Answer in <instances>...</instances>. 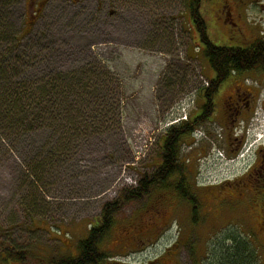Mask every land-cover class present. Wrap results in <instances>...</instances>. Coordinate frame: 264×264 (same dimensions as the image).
Here are the masks:
<instances>
[{"label": "rangeland", "instance_id": "obj_1", "mask_svg": "<svg viewBox=\"0 0 264 264\" xmlns=\"http://www.w3.org/2000/svg\"><path fill=\"white\" fill-rule=\"evenodd\" d=\"M192 1L0 0V50L15 53L10 75L0 79L14 76L35 90L52 78L89 82L96 88L88 96L96 93L108 109L103 126L92 130L93 111L88 131L82 125L81 134L64 144L51 126L0 119V241L27 252L23 263L3 262L0 255V264L77 257V243L88 236L102 206L156 169L161 138L182 109L200 113L197 93L215 75L197 48L204 44ZM197 12L216 46L245 47L264 38V0H198ZM235 80L252 89L257 101L264 98V72L232 76L214 98L216 113L233 94ZM38 96L43 100L41 91ZM223 118L212 116L181 150L201 189L198 219L190 217L189 204L174 202L178 197L165 191L129 203L102 241L110 256L104 264H210L231 237L253 240L257 264H264V239L255 235L253 221L232 220L237 211L229 208L217 217L215 209L225 205L209 198L210 192L225 195H216L219 186L246 167L242 155L253 136L225 155L218 123ZM196 145L207 151L189 154ZM254 197L264 205L263 192ZM187 237V244L179 242Z\"/></svg>", "mask_w": 264, "mask_h": 264}, {"label": "trees", "instance_id": "obj_2", "mask_svg": "<svg viewBox=\"0 0 264 264\" xmlns=\"http://www.w3.org/2000/svg\"><path fill=\"white\" fill-rule=\"evenodd\" d=\"M191 4V13L200 26V39L204 44L203 50L199 49L198 51H201V55L207 60L215 75L213 79H208V86L201 87L197 93L198 98L203 101L200 113L189 115L186 121L171 125L165 130L160 142V163L156 169L152 173L141 174L135 187L121 190L115 200L102 206L95 224L90 225L88 236L77 243L79 250L77 257L59 256L50 258L44 264L106 263L110 256L102 250V241L115 225L116 216L127 204L141 201L144 197L158 194L160 191L172 193L170 195L178 197L173 200L176 203L182 200L189 204L192 207L193 221L198 219L199 200L190 191L187 183V179L193 177L187 166L190 160L187 158L183 160L181 150L193 137L195 130L213 116L216 106L214 98L225 81L232 76L249 71L264 72V38H257L245 47L216 46L209 41L204 31V22L197 12L198 0H193ZM2 29H0L1 34ZM17 40L19 42L20 39ZM14 54V50H0L1 77L5 73L7 76L10 75L8 69L13 67ZM10 61H13L12 66H9L11 65ZM5 69L7 70L5 71ZM13 77H4L5 80H2L4 78L0 79V119L3 123L9 121L22 125L26 122L28 126L31 124H34L33 126H51L55 128L56 132L61 133L57 138L63 140L61 141L63 144L65 141L69 143L73 135L81 134L82 125L88 131L87 122L93 111L97 113L93 117V119L96 117L97 121H95L96 124L92 130L97 128V125L103 126V119L105 115H108V109H105L106 106L102 99L95 96L96 93L93 94V97L88 96L92 94V88H96L93 84L89 82L83 84L79 80L66 82L58 79L57 81L52 78L47 80L44 86L35 90V86L18 82ZM40 91L43 100H39L38 93ZM97 98L101 101H97ZM105 110L107 111L105 112ZM100 120L101 124L98 122ZM54 130L50 133L51 138L56 137L53 136ZM92 132H87V134L90 135ZM192 152L198 155L203 154L199 151ZM170 177L174 180L172 185H170ZM248 242L246 237L242 239L231 237L222 244L210 264H257L256 252L254 248H251L253 245ZM0 252L3 262L23 263L27 254L26 251L18 250L3 241H0Z\"/></svg>", "mask_w": 264, "mask_h": 264}, {"label": "flooded vegetation", "instance_id": "obj_3", "mask_svg": "<svg viewBox=\"0 0 264 264\" xmlns=\"http://www.w3.org/2000/svg\"><path fill=\"white\" fill-rule=\"evenodd\" d=\"M232 82H237L233 94L227 98L226 102H224L221 111L218 110L217 113H213L214 117H218L219 114L224 117L223 121H218V123L221 125V139L224 141L223 150L227 156L234 155L241 148L244 136L242 134L235 136L234 130L239 126L241 121L244 122L253 115L256 104L255 93L252 89L246 88L244 85H240L239 83L242 82L241 80H235ZM243 83L248 86L244 81ZM211 150H213V147H211ZM192 151H199V153L204 154L207 151V148L206 145H200L196 148H191L190 152ZM169 180L171 181L170 185H172L174 182L173 178L170 177ZM187 181L190 191L198 198L201 192L200 185L195 181L194 177L191 179L188 178ZM186 186L187 184L185 183V187ZM209 189L211 188H206L204 190ZM257 191L263 192L264 194V139L260 143V146L254 150L252 163H250L244 171L234 175L227 183L219 186V190H217L216 195H225H220V197L216 198L215 195L210 192L211 197L209 198H211V200L213 198L217 200L215 202L216 206L218 204L225 205L222 206V208L217 206L214 214L218 217L223 212V209L226 210L228 208L233 211H237V215H233L234 217H231L233 218L232 220L240 223L241 221H253L255 226L252 230L255 229V235H260L264 239V205L257 204L254 197V194ZM205 210L207 213L209 209L205 208ZM191 215L192 207H190V217ZM239 227L240 230H242V226L240 225ZM242 234L244 236L246 235V232H243ZM190 239L192 238H181L179 242L187 244ZM248 241L250 245L254 244L252 242L253 240Z\"/></svg>", "mask_w": 264, "mask_h": 264}, {"label": "built area", "instance_id": "obj_4", "mask_svg": "<svg viewBox=\"0 0 264 264\" xmlns=\"http://www.w3.org/2000/svg\"><path fill=\"white\" fill-rule=\"evenodd\" d=\"M258 111L261 112V109L259 108ZM185 119H186V115L184 114V115L181 117V120H185Z\"/></svg>", "mask_w": 264, "mask_h": 264}]
</instances>
